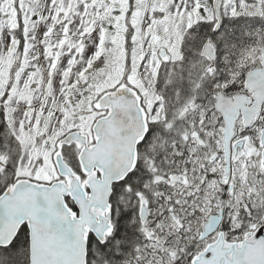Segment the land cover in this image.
Instances as JSON below:
<instances>
[{
  "label": "snow or ice",
  "instance_id": "obj_1",
  "mask_svg": "<svg viewBox=\"0 0 264 264\" xmlns=\"http://www.w3.org/2000/svg\"><path fill=\"white\" fill-rule=\"evenodd\" d=\"M0 264H264V0H0Z\"/></svg>",
  "mask_w": 264,
  "mask_h": 264
}]
</instances>
